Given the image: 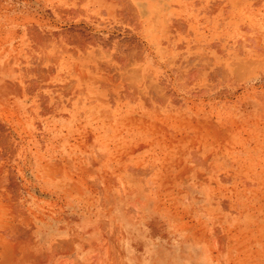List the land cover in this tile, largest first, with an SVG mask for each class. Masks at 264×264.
I'll return each instance as SVG.
<instances>
[{
	"label": "rangeland",
	"instance_id": "1",
	"mask_svg": "<svg viewBox=\"0 0 264 264\" xmlns=\"http://www.w3.org/2000/svg\"><path fill=\"white\" fill-rule=\"evenodd\" d=\"M149 1L0 0V264H264V0Z\"/></svg>",
	"mask_w": 264,
	"mask_h": 264
},
{
	"label": "crops",
	"instance_id": "2",
	"mask_svg": "<svg viewBox=\"0 0 264 264\" xmlns=\"http://www.w3.org/2000/svg\"><path fill=\"white\" fill-rule=\"evenodd\" d=\"M197 2H202L203 0H195ZM206 1V0H205ZM131 2V1H130ZM149 0H147V2L144 4L142 2H131L132 5H134L137 8L140 9H144V8H149ZM154 6L159 7L161 9L162 12V17L163 19L166 18L169 15V9L172 8L173 6H178V7H182V2H185V6H188V0H152ZM176 3L178 5H176ZM140 11V10H139ZM196 10H194L195 12ZM196 14V12L194 13Z\"/></svg>",
	"mask_w": 264,
	"mask_h": 264
},
{
	"label": "bare ground",
	"instance_id": "3",
	"mask_svg": "<svg viewBox=\"0 0 264 264\" xmlns=\"http://www.w3.org/2000/svg\"><path fill=\"white\" fill-rule=\"evenodd\" d=\"M40 1H42V0H35V2H40ZM91 1H94V0H91ZM129 1H133V0H129ZM52 3H53V2H52ZM52 3H51V4H52ZM0 4H1V3H0ZM46 4H47V3H46ZM67 5H68V3H67ZM14 6H15V5H14ZM14 6H9V7H14ZM44 6H45V3H44ZM44 6H43V7H44ZM0 8H7V7H6L5 5H1ZM18 15H19V14H18ZM21 15H22V13L20 14V16H21ZM0 16H8V13H7V12H3L2 10H0ZM18 208H19V207H18ZM18 210H19V209H18ZM12 211H13V210H12ZM16 211H17V210H16ZM14 213H15V212H14ZM19 213H20V212H19ZM19 213H18V214H19ZM15 216H16V215H15ZM3 219H4V217H3ZM4 222H5V221H4ZM7 223L9 224V222H7ZM3 224H4V223H3ZM4 226H5V225H4ZM9 227H10V226H9ZM11 227H12V225H11ZM11 227H10V228H11ZM13 227H14V226H13ZM3 228H4V227H3ZM17 228H18V227H17ZM4 229H5V228H4ZM4 229H3V230H4ZM20 229H21V228H20ZM8 230H9V229H8ZM13 231H15V230H13ZM18 232H19V231H18ZM11 233H12V232H11ZM20 233H21V232H20ZM20 233H19V234H20ZM17 234H18V233H17ZM20 235H21V234H20ZM18 237H19V236H18ZM5 239H6V238H5ZM20 239H21V238H20ZM16 240H18V239H16ZM18 242H19V241H18ZM222 243H223V242H222ZM1 244H2V243H1ZM4 244H5V243H4ZM6 245H7V244H6ZM6 245H5V246H6ZM16 245L19 246L18 244H16ZM1 247H3V246H1ZM20 247H21V246H20ZM5 248H6V247H5ZM1 249H2V248H1ZM0 251H1V250H0ZM4 251H5V250H4ZM8 252H9V251H8ZM21 252H22V251H21ZM13 253H14V251H12V254H11V255H13ZM19 253H20V252H19ZM1 254H2V253H1ZM16 254H17V253H16ZM2 256H3V255H2ZM6 257H7V256H6ZM14 257H15V255H14ZM3 258H4V256H3ZM20 258H21V256H19V259H20ZM7 259H8V258H7ZM9 259H10V258H9ZM19 259H18V256H17V261H18ZM23 260H24V259H23ZM0 261H1V260H0ZM17 261H16V264L18 263ZM19 261H20V260H19ZM3 264H5V263L3 262ZM19 264H20V263H19Z\"/></svg>",
	"mask_w": 264,
	"mask_h": 264
}]
</instances>
